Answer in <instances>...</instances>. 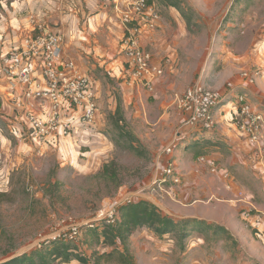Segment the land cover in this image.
Instances as JSON below:
<instances>
[{
	"label": "rangeland",
	"instance_id": "374dc122",
	"mask_svg": "<svg viewBox=\"0 0 264 264\" xmlns=\"http://www.w3.org/2000/svg\"><path fill=\"white\" fill-rule=\"evenodd\" d=\"M150 1L158 11L159 21L154 30H143L142 35L151 38L143 47L162 69L161 76L154 80L153 89L148 90L128 84L125 61L123 69L118 70L81 55L80 64L93 74L92 83L98 93L97 115L101 120L91 132L101 133L97 142L104 143L107 150L96 160L97 167L90 169L88 156L79 154L83 149L89 150L87 146L74 145L77 153L68 162L52 147L40 150L41 146L35 143L31 149L20 147L23 153L16 152L15 160L0 173V262L29 253L52 237L63 239L74 228L78 233L72 241L85 254L101 251L87 230L98 225L106 211L117 213L121 205L115 204V200L126 203L149 200L151 196L163 206L166 215L179 221L185 219L181 209L187 201L179 196L185 171L177 163L181 158L194 161L204 153V146H192L185 152L186 143L197 133L189 132L170 155L180 183L169 182L163 190L153 188L152 183L168 158L164 148L182 130L184 113L178 98L197 81L225 95L218 106L231 101L235 108V92L228 94L230 84L233 90L245 93L255 109L264 111V107L257 105L258 99L245 90L248 86L259 90L264 100V0H172L184 15L166 4V0ZM117 42L115 57H121L120 40ZM118 100L121 121L115 114ZM129 135L138 141H131ZM16 144L13 140L12 147ZM216 162L222 179L217 184L234 194L242 191L235 188L234 173ZM104 165L114 168L116 176L101 174ZM2 167L0 163L1 170ZM224 172L229 173V181ZM210 173L208 176L213 179L207 185L212 194L193 195L197 204L218 200L214 196V175ZM228 183L231 190L226 188ZM233 199L234 195L227 202L238 219L242 208L240 203L231 202ZM204 221L214 223V219ZM241 224L247 233L251 232L247 225ZM149 236L135 240L145 259L143 264H259L261 241L256 236H235V242L219 234L215 238L211 232L207 235L194 232L182 244L178 243L177 235ZM261 239L264 243V237ZM142 245L145 248H140ZM159 245L171 249L166 257H159L160 251L155 248ZM72 261L66 264H78ZM134 263L137 264L136 260ZM100 264L116 263L100 261Z\"/></svg>",
	"mask_w": 264,
	"mask_h": 264
},
{
	"label": "crops",
	"instance_id": "0c3cea01",
	"mask_svg": "<svg viewBox=\"0 0 264 264\" xmlns=\"http://www.w3.org/2000/svg\"><path fill=\"white\" fill-rule=\"evenodd\" d=\"M115 5L123 6V0H0L2 12L0 14V69L1 58L10 50L17 48L24 38L46 32H56L62 36L61 43L65 56L74 61L79 72L90 75L91 79L93 75L91 71L80 64L81 55H85L88 59L92 58L99 64H106L109 68L121 69L124 57H115V55H118L117 41L122 35V27L115 13ZM150 39L142 35L141 44ZM120 54L123 55L121 52ZM245 90L258 99L257 105L264 107V100H261L262 95L258 89L257 92L255 88L248 86ZM18 93L19 89L11 91L7 88L5 76L0 78V163L3 165L0 173L15 160L16 152L23 153V150H20L21 146L27 149L33 146L27 123L14 104V95ZM226 102L224 106L215 107L214 126L211 130L189 131L197 134L186 143L185 152L190 151L192 146H204L203 154L207 160H213L216 166L218 161L221 166L229 168L234 173L235 188L242 190L239 202L241 205L239 207L242 208L240 218H235L234 209L227 202L232 195L236 197L237 193L234 194L231 187L229 189L231 191H225L217 184L218 180L222 181L219 173L221 169L217 170V166L215 173H212L208 164L199 162L198 157L194 161L181 158L177 163L180 169L185 171V182L182 185L184 191L182 189L179 196L187 202L181 211L184 212L182 213L184 218L214 219V223L226 227L234 237L247 234L250 237H258L257 239L261 241L258 261L259 264H264V243L261 239L264 237V152L246 140L234 121L235 108L232 107L231 101ZM39 105L35 103L31 112L40 115L48 111V103ZM65 107L62 115H71L66 105ZM96 120V123L100 122L99 114ZM99 135L101 133L92 134V132L80 130L77 134L60 140L61 143L55 148L57 155L68 162L74 159L77 153L74 145L77 144V148L87 146L89 150L83 149L79 154L88 156L86 161L89 162L90 169L97 167L96 160L107 150L104 143L97 142ZM13 140L17 144L12 147ZM45 147L42 145L40 150ZM11 149H14V153ZM66 150L67 153H65ZM208 172L214 175V196H217L218 200L216 199L214 203L203 202L200 205L197 204V199L193 198V195L203 197L205 194L211 195L213 191L207 185L213 179L208 176ZM149 200L148 202L166 214L158 200L151 196ZM244 211L250 212L247 218H242ZM241 223L247 225L249 227L247 229L251 232L247 233ZM151 234L156 236L152 231L143 229L136 231L129 238V247L131 251L133 250L137 264H143L142 261L145 260L139 253L137 241L141 238H150ZM136 238L137 241H135ZM140 248H145V245ZM155 248L158 252L160 251V258L166 257L167 252L171 251L162 245Z\"/></svg>",
	"mask_w": 264,
	"mask_h": 264
},
{
	"label": "built area",
	"instance_id": "2783aa9c",
	"mask_svg": "<svg viewBox=\"0 0 264 264\" xmlns=\"http://www.w3.org/2000/svg\"><path fill=\"white\" fill-rule=\"evenodd\" d=\"M114 8L122 27L120 46L127 64L128 84L152 90L154 80L161 76L162 69L143 47L141 38L143 30H154L157 26L158 11L147 0H123V6L115 5ZM61 40L62 36L56 32L24 38L17 48L1 58L0 69V78L6 77L7 88L11 91L19 89V93L14 95V104L27 123L31 142L54 149L59 146L60 140L80 130L91 132L97 118L98 93L95 85L89 75L79 72L74 61L65 56ZM248 81L252 82V79L248 78ZM228 91V94L235 92L236 105L233 106L236 125L246 140L264 152V111L255 109L245 93L233 90L230 84ZM224 96L221 91L205 88L197 81L178 98V105L184 113L182 130L177 131L164 148L163 153L168 158L161 166L160 175L152 183L153 188L163 190L169 182L180 183V176L170 156L175 145L192 129L211 130L214 126L213 110L225 99ZM35 103H48V111L40 115L31 112ZM65 105L70 110L69 116L62 115ZM198 161L207 163L212 173L217 169L214 161L207 160L205 155H200ZM223 175L226 180L230 177L228 172ZM230 187L228 183L226 188ZM241 196L242 192L238 191L236 199L231 202L239 203ZM114 203L124 204L119 200ZM249 215V211L243 212L245 218ZM114 219L112 210L102 216L107 223H112ZM77 233L78 230L74 228L63 239L74 240Z\"/></svg>",
	"mask_w": 264,
	"mask_h": 264
},
{
	"label": "trees",
	"instance_id": "16d2710c",
	"mask_svg": "<svg viewBox=\"0 0 264 264\" xmlns=\"http://www.w3.org/2000/svg\"><path fill=\"white\" fill-rule=\"evenodd\" d=\"M147 1L149 4L151 3L150 0ZM166 4L176 7L184 15L182 9L174 1L168 0L167 2L166 0ZM115 114L121 121L119 100ZM129 139L138 141L132 135H129ZM100 173H108L111 177L116 176L115 169L108 165H104ZM115 214L112 223L101 220L98 225L87 230L88 234L92 236V240L102 249L101 251L94 250L90 255H87L72 240L56 238L29 253L11 257L0 262V264H66L71 260L77 261L78 264H100V261L135 264L133 252L129 247V238L135 231L142 228L152 231L157 237L168 234L177 235L179 244H182L183 240L194 232L202 235L211 232L215 238H218L217 235L219 234L237 242L223 225L208 223L196 218H185L179 221L163 214L156 206L142 199L122 204ZM90 259L93 260V263L90 262Z\"/></svg>",
	"mask_w": 264,
	"mask_h": 264
}]
</instances>
